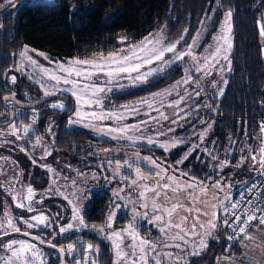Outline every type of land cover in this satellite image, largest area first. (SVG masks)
Segmentation results:
<instances>
[{
    "label": "rangeland",
    "instance_id": "obj_1",
    "mask_svg": "<svg viewBox=\"0 0 264 264\" xmlns=\"http://www.w3.org/2000/svg\"><path fill=\"white\" fill-rule=\"evenodd\" d=\"M55 2L56 0H12V2L9 3L8 0H0V32L2 30V18L6 15L14 13V11L19 6L24 4L51 5ZM213 13L214 8H212L203 17V19L199 23L197 31L188 43H183V39L181 40L182 36L184 38V34L171 39L167 37V34L163 29H158L148 34L147 36L131 43H126L125 39L120 37L116 49L99 54H94L86 58L71 57L52 60L45 52L28 47L29 49L35 50L29 51L28 55L36 60L37 64L40 67L46 68L50 71H56L58 64L62 63L67 67L69 61L79 59L97 61L105 65L104 72H113V75L111 77L100 74L99 76H93L89 81H82L79 85V87H82L83 83H89L95 84L96 86L102 87L104 89V91L98 92L96 96H91L89 90L86 98L92 101L91 106L87 104L78 105L75 97L71 94V85H56L54 81L47 79L46 76L39 72L38 68L32 66L26 59L22 58L18 54L14 67L15 72L8 75L7 82L11 86L15 85L21 79L29 83L32 86L33 92L30 94L28 93V91L22 90L21 95L25 100L31 102L32 100L37 99L39 96L43 98H46L48 96L66 97L61 98L57 101L48 100L44 105L38 108L24 109L16 107L15 116L22 118L25 117L27 119L26 123H17L15 121L12 124L0 127V135H4V138L0 140V144L2 143L4 145H8V143L11 141V143L15 144V147L19 150L22 149L23 146H26L29 150L28 157L32 161V163H34L33 161H35V167L40 168L47 173L49 177L47 184H49V186L47 187V190H44V194H51L53 192H56L57 190L58 192L62 193L64 199L65 197H67V199L65 200L69 206V215L68 220L64 222L62 226L66 228L67 225L71 223L73 225V228L69 229L65 233H60L59 227L54 236L64 235L67 232L76 229H87L89 231H92L98 234L110 246L112 264H114V261L117 259L115 255V249L113 247V241L107 239L106 237L112 234L114 231H121L123 234V230L127 229L130 223L134 224L135 229L139 233L140 237L149 240L156 245L155 251L150 250L148 252V264H156L157 259L160 261L159 257H161V255H164V262L162 264H170L169 258L176 255L177 257H179V263L177 264H191V261L193 260L192 258H198L201 253L204 252L205 248L201 249L199 245V241L201 239L199 235H185L183 232H180L179 229L176 228H169L166 233L160 232L159 229L163 225L160 222H156L154 220V217L155 215L163 216L164 213L153 211L152 199L154 197V193L147 192V199H141L139 193L144 190L143 185H155L157 183V180L159 179L152 174L159 172L160 168L153 167L147 160L143 159L144 157H151L153 160H156L157 164H159L162 168L167 169V175L180 177V174L182 172L188 173V176L181 177V183L188 180L189 176H191L188 171L181 170L180 166L183 163L178 164L176 162L175 165H168L167 162L158 158V156H155L152 153H146L143 148L141 150V147L159 149L167 155L175 147L169 148V150L165 151V149L160 145L170 144L173 140L179 141L180 143H189L190 149H193L194 146H198L195 147L194 150H198V153L196 154V160H200V162L198 163L201 166V169L199 171L202 172V177L201 179L196 180L205 181L209 186L216 181H221L222 185L225 186L223 192L209 187L207 197H200V199L202 200L207 199L212 203H216L215 200H212L213 193H215L216 196H218L220 199H223L226 193L230 195L234 188V184L238 182L240 171L244 168L248 169L247 174H253L250 178L242 177L244 178L243 180H250L254 177V175H256L257 172H259V164L256 165V170H249L252 165V161L249 155V149H251L252 147L250 148L248 145L242 144V141H228L229 143H226L223 148H219V144L215 143V141L211 142L210 144L206 143V137L209 132V125L204 123L203 120H200V122H198V125L193 126L190 130H187L186 132H180L185 129L186 119L191 112L208 107L207 105L210 102L209 100L219 98L221 96L220 91L224 90L226 81L225 75L228 72L227 62L221 58L219 59L218 63L216 61H211V64L207 68H204V61L201 59L202 56L208 54V46L215 45L213 37L220 32L221 25L223 24L225 19L224 14L222 18L219 19V21L214 22L212 20ZM213 22L214 25H212ZM259 25L260 27L264 25V18L260 20ZM197 32L200 33L198 38L196 36ZM145 38H160V47L167 46L173 42H176L177 40H180V43L177 45L176 49V51L178 52L186 50L188 48V45L192 44L193 39H197V44L193 48V51L198 58L197 62H194L190 57L186 56L184 60L176 61L166 67H164L162 62L155 61L151 64H144L141 67L140 72H133L130 74L116 72V69L124 65L118 64L112 60H108L107 58L110 55H114L117 57L131 55L134 49L137 51V54L140 57H145V53L139 51L141 42L145 41ZM148 47L150 48L152 47V45L149 44ZM23 50L24 47L21 51ZM36 53H43L44 55L40 56ZM44 56H47L48 59H44ZM101 56L105 59L101 60ZM172 56L173 53H165V61L169 60ZM49 61H51V63H49ZM178 62L182 63L183 65L182 76L162 90H159L149 97L132 103L123 104L112 108H107L104 106L107 100V96L110 92H122L142 86L147 82L149 78L162 73ZM125 63L128 66H131L132 64L142 63V60H138L134 56L131 61ZM198 65L201 68H204V70L198 72ZM212 65H214V67ZM161 67H163V71H153L154 69H160ZM18 68L20 69L19 71L17 70ZM221 68H223L224 70L221 71ZM148 72H151L152 74L149 75L146 80L139 81L135 79L136 76ZM206 72L208 74H205ZM57 74L63 75L62 73ZM11 76L16 77V82L14 84L10 79ZM188 77H191V81L189 83H183L182 81ZM213 84H215V86H213ZM42 85L44 87H42ZM45 88L49 91L55 92V94L45 96ZM169 92L170 94H168ZM196 93H199V95H197ZM181 97H183L182 100ZM97 100L99 101V103H96ZM177 101H180L178 106L176 104ZM149 103H151L152 105L151 108L148 106ZM53 104H63L64 108H53ZM69 104H71L72 110L71 114L65 120V125L63 127V130L66 133H70L71 135V133L73 132L84 130L88 131L90 135L96 140H108L111 142H115L118 145H116L115 147L103 149V151H96L95 153L90 154L91 156L97 157V159L92 161L88 160L86 156H78V162H74V165L70 164L72 162L70 159H68L67 162V160L62 155V157H54L52 158V160H50V157L53 155V151L51 148V140L54 139L53 121L51 119L47 120L44 128L45 134H41L36 128L37 118L39 117L41 112L47 109H52L53 111H62L67 106H69ZM78 106L80 107V110L84 116L82 120L74 115ZM133 109H136V111H133ZM92 112H96L98 115H102L103 118H93L91 115H89ZM161 113H163V116H161ZM164 116H166L167 119H164ZM70 119L77 122L69 124ZM145 121H147V123H144ZM173 121L176 122L173 123ZM12 125H15L16 128L21 131L20 139L12 140L11 138H8V135H10V133L12 132ZM85 125L91 126L85 127ZM125 126H138V130L129 131L128 133L124 134L123 138H121V135L118 132L108 133L109 128L116 129ZM25 128H28L27 134H25L24 132ZM170 129L172 130L170 131ZM205 131L206 135H204L203 139H201V134L205 133ZM37 137L40 138L39 144L36 143ZM113 137L116 138L114 139ZM128 137H132V139H129ZM149 137L152 138L155 143H147V139ZM261 139L262 143L260 144V146L256 145L255 147L257 148L251 149L253 154L258 153L259 149L261 147H264V132L262 131ZM74 149V147L70 149L71 153H74ZM205 149H207V152L204 151ZM194 150H192L191 153ZM47 153H50V155ZM8 155L9 154L6 153L5 155H3V157L5 158V161L3 162L4 169L3 171L0 170V174L3 172L4 180L3 182L1 181V188L3 187L2 189L6 195H9V197L11 196L10 201L13 205L15 204L14 206L16 207V203L20 202L23 197L27 196V188L30 187V185L22 181L23 171L21 169L22 166L20 167L21 164L11 158V156L14 155ZM212 157H216V159L214 160L212 159ZM242 157H245L247 159L239 168H237L236 165ZM181 159L182 158H180V160ZM109 161H111V163H109ZM117 161H119L121 164L118 173L116 168ZM125 161H127L128 163L126 164ZM221 161L227 162V166L223 167L222 170L220 168ZM129 164L131 165V167L128 166ZM189 166L190 170H194L195 162H191ZM137 167H139L144 176L147 177L146 179L141 180L136 176L135 169ZM49 168L51 169V171H48ZM59 168H62L63 170L59 171ZM30 170L34 171L33 168H30ZM64 172H68V175H64ZM208 177H211V179H207ZM133 180H136L137 183L132 184L131 182ZM159 182H168L167 177H165V179L163 180H160ZM226 185H232V187L229 188L226 187ZM105 189L109 190L113 196V206L110 212L114 213V217L112 221V228H106L104 232H99L97 229L103 227L106 224L109 214L107 215L105 223L103 225L88 227L85 222L83 223V225H81L79 219L73 218V207L79 209V215L80 217H82L83 205L86 202L89 194L97 190ZM120 189H123V191L119 193V197L114 196L113 193L118 192ZM13 195L16 196V201H13ZM169 195L174 197L172 201L173 203L177 202V197L175 196V194L169 192ZM178 199L180 202L184 203L186 207H193V205L189 204L187 193L181 192ZM69 201H71V203H69ZM23 202L26 206L28 205V201L26 199H24ZM33 202H35L34 196L31 204ZM11 203L4 200L1 221H5L6 218L13 219L14 224L20 227L22 229V232L32 233L41 226L48 228L51 224H53V222H51L48 217L47 223L49 226L40 225L39 227L29 229L23 223H21V221L26 220L35 224L36 222L31 218L43 214H35L31 218L27 219V217L22 216V212H17L16 210L14 211L13 209H15V207L12 206ZM141 204H147V208L141 207ZM157 204L163 205L164 207H171V204L165 200L163 195L159 197V199H157ZM116 205H119V208H117ZM194 207L202 208L204 206L201 204H196L194 205ZM133 210H135L136 213L140 214L137 215L135 219H133ZM204 210L209 212L211 211L210 208H205ZM217 211L218 214L222 216L223 211L219 209ZM5 213H7V217H5ZM120 213L126 214L127 222L123 227L115 228L113 227L114 222L116 216ZM179 216H188V224L184 225V227L187 229L190 228L192 223H194L193 218L196 216V213L195 211H193L191 214H189L188 212L183 211V209H180L178 211V214L173 217L174 222H178ZM199 218L201 222H204L208 219V217L205 216H200ZM165 220H167L166 216ZM196 230L197 232H203V229H200L199 226H197ZM9 231L11 232V230ZM0 234H2V231H0ZM157 234L159 235V237H156ZM216 234L217 231L213 234L215 238H212V240L217 239ZM176 236L183 237V239L174 238ZM209 239L211 238H208L207 242ZM11 240H22L29 242L24 238H9L3 240L0 244H5ZM184 241H187V243H185ZM29 243L33 244L32 242ZM130 243V238L124 236V241L121 245L124 252L131 253L132 250L128 247ZM72 244L75 247V251L71 255H69L67 251L64 252L65 255L67 254L69 259H72L74 257V262L72 264H75L76 261H81V264H83V260L85 257L88 258L89 264H91V262L95 260L94 257L96 256V251L91 253L87 252L88 244H82L80 238H75ZM165 245L169 246L166 247ZM175 245H180V247H176ZM36 248L42 256L44 264H46L49 259H55V255L49 253V251L45 252L42 249H39V247L37 246ZM160 248L163 249L159 250V252L158 249ZM262 250L263 249L261 248L259 252H261ZM194 252L198 254L193 255ZM9 255L10 253L6 252L3 248H0V257ZM138 255L139 250L137 249V256ZM250 257L251 255H246L244 253L240 258H238V264H248V260L250 259ZM127 259L130 262V259H135V257L130 256ZM220 261L221 259L219 258L217 260L216 256L212 264H219ZM0 264H4L3 259H0ZM36 264H40V261H37ZM120 264H126V261L121 260ZM221 264H223V261L221 262Z\"/></svg>",
    "mask_w": 264,
    "mask_h": 264
},
{
    "label": "trees",
    "instance_id": "obj_2",
    "mask_svg": "<svg viewBox=\"0 0 264 264\" xmlns=\"http://www.w3.org/2000/svg\"><path fill=\"white\" fill-rule=\"evenodd\" d=\"M212 8L214 22L219 21L225 13L232 12L231 71L228 70L225 75L227 83L223 95L209 100L208 105L211 107L191 112L186 119L184 131L180 132L190 130L203 120L204 123L211 125L208 127L206 143L215 141L219 148H223L228 141L238 140L252 147L251 149L257 148L255 146L262 143L261 126L264 125V38L259 32L260 20L264 18V0H56L51 5H21L14 13L4 16L1 21L0 120L8 121V118L1 115L5 107L1 100L10 90L16 93V97L22 103H34L44 99L39 96L31 102L25 100L21 91L26 90L31 94L33 90L32 86L22 79L12 87L7 82L8 75L15 72L16 59L24 46L45 52L52 60H56L86 58L107 52L117 48L120 37L125 39L126 43H131L158 29H163L171 39L184 34L183 43H188L203 17ZM182 66V63L178 62L149 78L142 86L122 92H110L104 106L112 108L151 96L178 80L182 76ZM48 97L50 98L33 108L44 105L48 100L66 98ZM71 110V104L62 111L47 109L37 118L36 128L40 132L44 131L47 120L53 121L52 147L56 151L53 152L51 160L63 155L69 159L73 158V162L78 161V156H86L92 161L97 157L90 154L118 145L108 140H96L84 130L73 132L71 135L66 133L63 127ZM15 121L26 123L27 119L18 117L14 119ZM72 147L75 148L74 153L70 151ZM142 148L146 153L158 156L168 165H175L188 152L190 145L180 143L167 155L159 149L141 147V150ZM197 153L198 150L195 149L180 168L188 171L196 179H201L202 172L199 171L200 160H196ZM191 162H195L194 170L189 169ZM22 163L26 168L25 176L34 179L37 182L35 186L45 183L44 172L36 167L34 168L36 172H31L30 161L26 157ZM247 172V168L240 171L238 182L244 179L242 177H252L253 173ZM112 206L113 196L109 190L90 193L82 210L85 224L103 225ZM126 222V214L120 213L116 216L113 227H123ZM88 232L89 234L85 233L82 242L92 244L98 249L95 257L97 264H112L108 243L98 234ZM73 236L75 235L70 237ZM70 237L65 238L66 241H69ZM65 239L58 240L57 243L64 242ZM217 239L209 241L202 257L193 260L191 264H212L217 254ZM57 262L56 257L50 259L49 264Z\"/></svg>",
    "mask_w": 264,
    "mask_h": 264
},
{
    "label": "snow or ice",
    "instance_id": "obj_3",
    "mask_svg": "<svg viewBox=\"0 0 264 264\" xmlns=\"http://www.w3.org/2000/svg\"><path fill=\"white\" fill-rule=\"evenodd\" d=\"M9 3L12 2V0H8ZM231 18H232V12L229 11L225 13V19L223 24L221 25L220 32L213 37V40L215 42V45H209L208 46V54L205 56H202L201 59L204 61V68H207L211 61L219 62V59H223L227 62V68L229 71H231V59L230 54L233 47L231 32ZM260 35L264 37V25H262L259 29ZM200 33L197 32L196 36L199 37ZM183 39V36L181 37V40ZM180 43V40H177L176 42H173L167 46L160 47L161 45V39L160 38H153L148 39L145 38V41L141 42V46L139 47L140 52L145 53V57H140L137 54V51L134 49L133 53L131 55H124L123 57H117L114 55H110L107 59L115 61L118 64H122L124 66L116 69V72L118 73H133V72H140L141 67L144 64H151L155 61H160L163 63L164 67L179 61L184 60V58L190 57L194 62H197V55L194 53L193 48L197 44V39H193L192 44L188 45V48L183 51H176L177 45ZM151 44L152 47H148V45ZM29 51H35L32 49H29L28 46H24V50L19 53V55L26 59L32 66L38 68L39 72L42 73L44 76L47 77V79L54 81L56 85L64 84V85H71V94L75 97L76 101L78 102V105L87 104L91 106L92 101L90 99L86 98V95L89 93L91 96H96L98 92L104 91L102 87L96 86L95 84H89V83H83L82 87H79L82 81H89L92 79L93 76H99L100 74L106 75L111 77L113 75V72L108 71L104 72V64H101L94 60H79L75 59L68 62V66L66 67L64 64H58V67L56 71H50L46 68L40 67L37 64V61L34 60L31 56L28 55ZM165 53H173V56L165 61ZM37 55L43 56V53H36ZM135 56L136 59L142 60V63L138 64H132L131 66H128L125 62H129L133 59ZM44 59H48L47 56H44ZM101 60L105 59L101 56ZM51 63V61H49ZM214 67V65H212ZM204 68H201L199 65L197 66V71H203ZM20 70L19 68L17 69ZM95 70V71H94ZM163 71V67L160 69H154L153 71ZM221 71L224 69L221 68ZM62 73L63 75L57 74ZM151 72L143 73L141 75H138L135 77L136 80L144 81L147 79L149 75H151ZM205 74H208L207 72ZM75 77V78H73ZM12 83L14 84L16 82V77L11 76L10 77ZM191 81V77H188L184 79L183 83H189ZM180 83V82H178ZM227 81H225V84ZM215 86V84H213ZM42 87H44L42 85ZM68 90V89H65ZM55 92L49 91L45 88L44 95H54ZM170 94V92L168 93ZM199 95V93H196ZM159 95V94H157ZM220 95H223V91H220ZM5 100L8 99V97L4 98ZM183 97H181V100ZM147 102V101H145ZM96 103H99L97 100ZM180 101H177V106L179 105ZM148 106L151 108V103L148 104ZM208 107H211L210 105H207ZM53 108L63 109V104H53ZM133 111H136V109H133ZM158 111V109H157ZM74 115L78 117L79 119H83L84 116L80 110V107L78 106ZM89 115H91L93 118L96 119H102V115H98L96 112H92ZM161 116H163V113H161ZM164 119H167L166 116L163 117ZM77 121H74L72 119L69 120V124L76 123ZM176 121H173L175 123ZM144 123H147L145 121ZM91 125H85V127H90ZM211 127V125H209ZM138 130V126H125L122 128H109L108 133L112 132H118L121 135V138L124 137V134L128 133L129 131ZM172 129H170L171 131ZM18 129L15 125H12V132L10 134H16ZM261 131L264 132V125L261 126ZM25 134L28 132V128L24 129ZM163 134V133H162ZM206 135L205 133L201 134V139H203V136ZM21 137L17 136V139H20ZM114 139L116 137H113ZM129 139H132V137H128ZM36 143H40V138H36ZM147 143L153 144L155 141L152 138L147 139ZM180 143L179 141L173 140L170 144H161L160 146L165 149V151L169 150V148H174L177 146V144ZM198 147V146H194ZM190 149L188 153H186L181 160L177 161L178 164H182L184 160L188 159V156L191 155V151L194 150ZM23 151V149H21ZM107 151V150H105ZM204 151L207 152V149ZM50 155V153H47ZM210 154V153H209ZM249 155L250 159L252 161L251 168L249 170H256V165L259 164V172L260 175L264 176V147H261L259 149V152L256 154L252 153V150L249 149ZM143 159L147 160L153 167L160 168L159 172L153 173L152 175L159 178L157 180V183L155 185L149 186V185H143L144 190L139 193V196L141 199H147L146 193L152 192L154 193V197L152 199V209L154 212H163L164 215H155L154 220L156 222H160L163 226L160 227V232L166 233L169 228H176L179 229L180 232H183L185 235H199L201 237L199 241L200 248H207V239L208 238H215L214 233L217 231L219 227H226L228 229H231L232 233H235L236 236L229 235L228 239L233 240L235 238H238L239 236H243L246 240L253 239L252 235L248 232V229L253 227V221H258L259 224L256 227L264 226V214L257 215L256 213L259 211L261 213H264V207L259 206H251V207H243L244 203H247L248 205H253L252 200H245L244 191H241L239 194V199L233 201L231 195L225 194L223 199H220L218 196H216L215 193H213L212 200H215L216 203H212L210 200L207 199H200L201 196L207 197L209 187L217 189L221 192H223L224 187L222 185L221 181H216L215 183L211 184L210 186L206 184L205 181H199L196 180L195 177L189 176L188 180L183 181L181 183V177L188 176V173L182 172L180 174V177L174 176V175H167V169L162 168L159 164H157L156 160H153L151 157H144ZM212 159H216V157H212ZM247 158L242 157L241 160L237 163L236 167L239 168L246 160ZM35 163V161H33ZM111 163V161H109ZM127 164L128 162L125 161ZM131 167V165H128ZM227 166L226 161L220 162V168L221 170L223 167ZM121 164L119 161H117L116 168L117 173L120 169ZM48 171H51L49 168ZM136 176L143 180L147 177L144 176V174L141 172L140 168L137 167L135 169ZM82 175V174H81ZM167 177L166 183H160V180L165 179ZM207 179H211V177H208ZM74 183V182H73ZM132 184H136L137 181L133 180L131 182ZM226 187L231 188L232 185H226ZM257 187L256 184H252L251 187L245 189V191L251 193L253 189ZM264 187V185H262ZM192 190V191H189ZM198 190V191H197ZM123 189H120L118 192H114L113 195L119 197V193L122 192ZM169 192L175 194L177 197V202L173 201V196L169 195ZM181 192L187 193L188 201L190 205H193V207H186L184 203L180 202L178 197ZM74 195V193H73ZM165 198V200L171 204V207H164L163 205L157 204V199L159 197ZM34 196V191L31 187L27 188V196L23 197L20 202L16 203L17 208H26L28 212H32L35 209L32 207V200ZM122 198V197H121ZM13 201H16V196H12ZM26 199L28 201V205L26 206L23 202V200ZM67 199V197H65ZM71 203V201H69ZM135 203V202H133ZM201 204L204 207L202 208H196L194 205ZM143 208H147V204H141L140 205ZM117 208H119V205H116ZM205 208H210L211 211H205ZM180 209H183V211L188 212L191 214L193 211H195L196 216L193 218L194 223L191 224L190 228H185L184 225L188 224V216H179L178 222H174L173 217L178 214V211ZM222 210L224 215L223 218L218 214L217 210ZM73 213H74V219H79L81 225H83L84 221L83 218L79 215V209L76 207H73ZM133 219L137 215H140L139 213H136L135 210H133ZM146 215V213H145ZM165 216L167 217V220H165ZM200 216L208 217V219L204 222H201ZM5 217H7V213H5ZM114 213L110 212L108 215V219L106 224L103 227L98 228L97 230L99 232H104L106 228H112V221H113ZM36 223L33 224L29 221L22 220L21 223H23L27 228L31 229L34 227H39L40 225L49 226L47 221L48 217L44 215H38L31 218ZM197 226H199L200 229H203V232H197ZM73 225L69 223L67 227L61 226L59 231L60 233H65L69 229H72ZM15 233H21L22 229L18 226H16L13 222V219L6 218L5 221H0V231H2L3 235H10L11 232ZM264 230V229H261ZM23 235L29 236L31 235L29 232H22ZM124 236H127L130 238L131 243L128 245V247L132 250L131 253L124 252L121 245L124 241ZM2 238V236H0ZM107 239L113 241V247L115 249V255L116 260L114 261V264H120L121 260H125L126 264H148L147 255L148 252L155 251L156 245L150 242L149 240L143 239L139 236V233L136 231L135 226L133 223H130L128 228L123 230V234L121 231H114L112 234L108 235L106 237ZM174 238L177 239H183V237L176 236ZM32 239H37L36 236H32ZM41 243H45L43 239L40 240ZM187 243V241H184ZM166 247L169 245H165ZM176 247H180V245H175ZM49 247L57 248L55 244H51L49 242ZM0 248H3L6 252L10 253L9 256L0 257V259L4 260V264H36L37 261H40V264H44L43 258L40 255L39 251L36 248L35 244H31L27 241H17V240H11L5 244H0ZM137 249L139 250V255L137 256ZM57 251L60 253H64L67 251L69 255H71L75 251V247L73 244H68L65 248H57ZM94 251H98V249L94 248L92 244L87 245V252L91 253ZM198 253H193V255H197ZM135 257V259H130V262L127 258L129 257ZM155 259V258H154ZM75 264H81V261H76ZM83 264H89V260L87 257L84 258ZM91 264H96V261L93 260ZM156 264H160V261L157 259Z\"/></svg>",
    "mask_w": 264,
    "mask_h": 264
},
{
    "label": "flooded vegetation",
    "instance_id": "obj_4",
    "mask_svg": "<svg viewBox=\"0 0 264 264\" xmlns=\"http://www.w3.org/2000/svg\"><path fill=\"white\" fill-rule=\"evenodd\" d=\"M16 85V84H15ZM11 86V85H10ZM14 86V85H13ZM12 87V86H11ZM5 97H8V99L5 101L4 103V108H3V113L1 114L3 117L5 116L6 118H11V122L6 124V125H9V124H12L14 122V119L18 118L15 116L16 114V107L17 108H20L17 104H16V101L18 102H22L20 101L17 97H16V93L13 92L12 90H10L8 93H6L1 102H2V105H3V99ZM16 100V101H15ZM2 117V118H3ZM20 122V121H17V123ZM0 123H4L3 120H0ZM6 125H0V127H3V126H6ZM40 132V131H39ZM20 133L21 131L18 130L16 132V134H10L8 135L9 137L8 138H11L12 140H16L17 139V136L20 137ZM41 134H45V131L43 132H40ZM4 138V135H0V140H2ZM14 142V141H13ZM18 142V141H17ZM53 145V139L51 140V146ZM52 148V151H56V149H53ZM23 151L20 149H17L15 147V144L11 143V141L8 143V145H4V144H0V166H1V171H3L4 169V165H3V162L5 161V158L3 157V155L6 154H9L8 156L10 155H14V156H11L12 159H14L15 161L19 162L20 167L23 171V178H22V181L24 183H27L28 185H30V187L33 189L34 191V201L32 203V206L33 208L35 209L34 211L32 212H28L26 209H19L17 207H15L11 201H10V197L9 195H6L5 192L3 191V187L1 188V181L3 182L4 178H3V172L0 174V221L2 219V211H3V204H4V200H6L7 202L11 203L12 206L15 207V209H13L14 211L16 210L17 212H22V216L24 217H27V219L31 218L32 216H34L35 214H39V213H42L43 215H46V217H49V219L51 220V222H53V224L50 225V227L46 228V227H39L35 232H32L31 234H34L38 237H40L41 239H43L46 243H51V244H55L57 246V248H62L64 247L66 249V246L68 244H72L75 240V236L76 238H80L81 239V243L82 244H88V243H84L82 242V239L85 235V233L89 234V230L87 229H76V230H72V231H69L67 232L66 234L64 235H58V236H54V234L57 232V229L59 227H61L64 222H66L68 220V215H69V209H68V204L66 202V200L64 199V196L62 195L61 192H58L56 190V192H53L51 194H44V190L46 189L47 190V187L49 186V184H47L48 182V175L47 173L40 169V168H37L39 169V171L41 172H44L46 177H45V183L43 185H40L38 184L37 186L36 185V181L34 179H31V177L29 176H25V164L22 163L23 161V158L26 157L29 161H30V165L29 167L30 168H35V165L34 163H32V161L29 159L28 157V154H29V150L27 149L26 146H23ZM52 152V154H53ZM61 156V155H59ZM59 156H56L59 157ZM63 156V155H62ZM61 156V157H62ZM6 157V156H5ZM64 158L67 160L68 162V159L69 157L68 156H64ZM2 160V161H1ZM50 160H51V157H50ZM71 161L73 160V158L70 159ZM78 161H76L77 163ZM65 164V163H64ZM70 164L74 165V162L72 161ZM28 167V168H29ZM55 167V166H54ZM29 168V170H30ZM63 169L62 168H59V171H62ZM31 171V170H30ZM31 172H36V170L34 171H31ZM30 174V173H29ZM64 175H68V172H64ZM89 227V226H88ZM91 233L93 234H96L92 231H90ZM3 235V234H0V236ZM72 235H75L73 237H70ZM83 235V236H82ZM53 236V237H52ZM70 237V240L69 241H66L67 237ZM66 238V239H65ZM65 239L64 242H61V243H57L58 240H63ZM3 240L0 241V243L2 242ZM29 241V240H28ZM31 242V241H29ZM33 243V242H32ZM35 244V243H33ZM37 247H39V249H42L43 251H48V250H45L43 248H41L40 246H38L37 244H35ZM66 252V251H65ZM49 253H52L54 254L55 256V259L56 257L58 258V262L56 264L59 263V255L57 254V252L55 251H49ZM65 255V253H64ZM96 256H97V251H96ZM95 256V257H96ZM94 257V258H95ZM74 258V257H73ZM69 259L67 254L65 255V264H72L74 262V259ZM111 258V256H110ZM49 261L50 259L47 261L46 264H49ZM110 261H112V258L110 259Z\"/></svg>",
    "mask_w": 264,
    "mask_h": 264
},
{
    "label": "built area",
    "instance_id": "obj_5",
    "mask_svg": "<svg viewBox=\"0 0 264 264\" xmlns=\"http://www.w3.org/2000/svg\"><path fill=\"white\" fill-rule=\"evenodd\" d=\"M252 184H256L257 187L253 189L251 193L245 191V189L251 187ZM264 176L260 175V172L256 176H254L250 180H242L237 182L234 185V188L232 192L230 193L233 201L239 199V194L241 191H244L245 200H252L253 205H248L247 203L243 204V207H251V206H259L264 207ZM258 216L262 215L264 213L257 212ZM224 213L222 214L221 218H223ZM258 221H253L254 226H258ZM236 236L235 233L231 232V229H228L226 227H219V233H218V239H217V260L222 257V255L228 253L234 245L238 242L240 236L238 238H235L233 240H229L228 236Z\"/></svg>",
    "mask_w": 264,
    "mask_h": 264
},
{
    "label": "crops",
    "instance_id": "obj_6",
    "mask_svg": "<svg viewBox=\"0 0 264 264\" xmlns=\"http://www.w3.org/2000/svg\"><path fill=\"white\" fill-rule=\"evenodd\" d=\"M261 229H264V226H259V227L253 226V227L249 228L248 232L252 235L253 239L246 240L241 235L238 242L234 245V247L228 253L222 255V257L220 258L221 261L219 264H221L222 261H223V264H238V262H239L238 258H240L244 253L246 255L247 254L251 255L250 259L248 260V264H264V230H261ZM218 232H219V229H217L216 235H218ZM156 237H159V235L157 234ZM211 240H212V238L209 239L208 242ZM208 242H207V244H208ZM261 248L263 250L261 252H259V250ZM161 249H163V248L158 249V251ZM169 249H173V248H169ZM205 250H206V248H205ZM205 250H204V252H205ZM204 252H202L198 258H201ZM198 258H192V259L196 260ZM159 259H160L161 264H162L164 262V255H161V257H159ZM169 260H170V264H171V262H172V264L179 263V261H178L179 257H177V255L170 257ZM188 263H189V261H188Z\"/></svg>",
    "mask_w": 264,
    "mask_h": 264
},
{
    "label": "water",
    "instance_id": "obj_7",
    "mask_svg": "<svg viewBox=\"0 0 264 264\" xmlns=\"http://www.w3.org/2000/svg\"><path fill=\"white\" fill-rule=\"evenodd\" d=\"M48 98H50V97H46V98L41 99V100H39V101H37V102H34V103H22V102H18V101H16V100H15V101H16V104H17L19 107H23V108H33V107L37 106L38 104L44 102V101L47 100ZM5 101H6V100L3 99V104L5 103ZM11 118H12V117H10L9 120H8L7 122L0 123V125H6V124L10 123V122H11ZM30 234H31V233H30ZM1 236H2V238H0V241H1V240H5V239H9V238H24V239H26V240H29V241H31V242L37 244L38 246H40L41 248H43V249H45V250H48V251H55V252H57V254L59 255V263H58V264H65V255H64V253L62 254V253H60L59 251H57V248L49 247V243H46V242H45V243H41V242H40L41 238L38 237V236H36V235H34V234H31V235H29V236H25V235L22 234V232H21V233H15V232H12L10 235H6V236H5V235H1ZM32 236H36L37 239L33 240V239H32Z\"/></svg>",
    "mask_w": 264,
    "mask_h": 264
}]
</instances>
